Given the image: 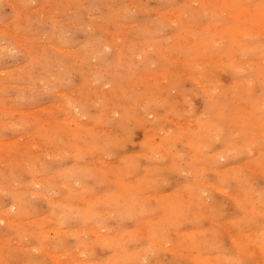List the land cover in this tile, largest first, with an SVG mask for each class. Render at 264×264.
<instances>
[{
	"label": "rangeland",
	"instance_id": "rangeland-1",
	"mask_svg": "<svg viewBox=\"0 0 264 264\" xmlns=\"http://www.w3.org/2000/svg\"><path fill=\"white\" fill-rule=\"evenodd\" d=\"M0 264H264V0H0Z\"/></svg>",
	"mask_w": 264,
	"mask_h": 264
},
{
	"label": "bare ground",
	"instance_id": "bare-ground-1",
	"mask_svg": "<svg viewBox=\"0 0 264 264\" xmlns=\"http://www.w3.org/2000/svg\"><path fill=\"white\" fill-rule=\"evenodd\" d=\"M53 256V255H52Z\"/></svg>",
	"mask_w": 264,
	"mask_h": 264
}]
</instances>
